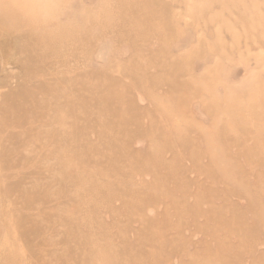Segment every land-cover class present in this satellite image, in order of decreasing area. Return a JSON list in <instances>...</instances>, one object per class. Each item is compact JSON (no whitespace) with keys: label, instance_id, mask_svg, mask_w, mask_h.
Here are the masks:
<instances>
[{"label":"rangeland","instance_id":"obj_1","mask_svg":"<svg viewBox=\"0 0 264 264\" xmlns=\"http://www.w3.org/2000/svg\"><path fill=\"white\" fill-rule=\"evenodd\" d=\"M0 264H264V0H0Z\"/></svg>","mask_w":264,"mask_h":264}]
</instances>
